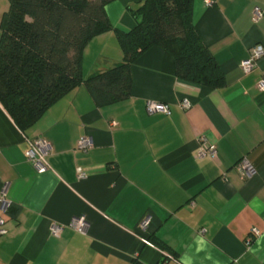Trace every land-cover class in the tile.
Instances as JSON below:
<instances>
[{
	"label": "crops",
	"instance_id": "obj_1",
	"mask_svg": "<svg viewBox=\"0 0 264 264\" xmlns=\"http://www.w3.org/2000/svg\"><path fill=\"white\" fill-rule=\"evenodd\" d=\"M212 1H193V22L225 75L219 89L180 81L172 56L152 47L132 65L126 100L99 107L82 85L26 131L0 104V189L8 185L9 204L0 211V264H264V56L248 74L241 67L264 47V17L253 22L264 0ZM143 2L110 3L113 27L132 29L131 10ZM9 8L0 0V25ZM123 58L107 31L84 50L83 76ZM149 102L170 114L149 113ZM85 136L93 146L84 152L77 145ZM38 138L49 144L42 174L26 160ZM202 139L216 158H198ZM245 157L256 170L249 177L236 170ZM77 217L85 234L69 226Z\"/></svg>",
	"mask_w": 264,
	"mask_h": 264
},
{
	"label": "trees",
	"instance_id": "obj_2",
	"mask_svg": "<svg viewBox=\"0 0 264 264\" xmlns=\"http://www.w3.org/2000/svg\"><path fill=\"white\" fill-rule=\"evenodd\" d=\"M116 0H9L0 30V104L23 131L60 99L85 86L99 107L131 96L132 65L152 47L173 58L176 76L219 89L225 75L193 22L194 0H144L130 30L113 27L106 7ZM114 31L124 58L84 77L83 55L97 36Z\"/></svg>",
	"mask_w": 264,
	"mask_h": 264
},
{
	"label": "built area",
	"instance_id": "obj_3",
	"mask_svg": "<svg viewBox=\"0 0 264 264\" xmlns=\"http://www.w3.org/2000/svg\"><path fill=\"white\" fill-rule=\"evenodd\" d=\"M212 0H206V4L208 6L213 5ZM264 17V10L260 7H255L253 10V22L257 24L262 18ZM264 56V47L262 45H256L251 53L249 59L242 62L241 67L244 73L248 74L257 67L258 61ZM258 89L260 91H264V80L258 83ZM183 110H187L190 108L191 103L189 100H184L180 104ZM147 110L149 113L155 112H162L165 114H170V109L167 105L156 103V102H149L147 105ZM48 142L42 138L34 139L30 141L29 148L26 151V160L34 166L38 173L42 174L48 170V165L46 163V157L48 156ZM92 140L91 138L85 136L80 139L77 145V149L81 151H87L88 149L92 148ZM218 155L217 148L213 145H210L206 142L205 139L201 140V147L198 152V158H216ZM236 170L244 177H249L250 175L256 172L254 166L249 161L248 158H243L240 160L236 165ZM82 174V173H81ZM83 177V174L81 175ZM7 191L8 185L3 184L0 189V211L7 212L9 208V204L7 202ZM149 224V219H146L141 224V229H146ZM71 228L76 230L79 233L85 234L88 228V224L83 217L74 218L70 225ZM63 227L59 225H53L51 228L52 234L58 236L63 231ZM204 231H202L203 233ZM7 234V230L5 228V220L0 217V236H4ZM258 232L252 231L250 238L248 239V245L252 243L253 236H257Z\"/></svg>",
	"mask_w": 264,
	"mask_h": 264
}]
</instances>
